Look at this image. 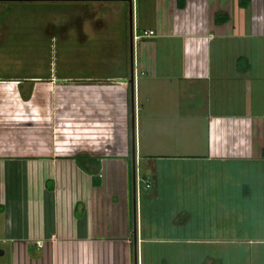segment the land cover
Masks as SVG:
<instances>
[{"label":"crops","instance_id":"obj_1","mask_svg":"<svg viewBox=\"0 0 264 264\" xmlns=\"http://www.w3.org/2000/svg\"><path fill=\"white\" fill-rule=\"evenodd\" d=\"M84 1L128 4V44L132 50L141 45L135 59L141 74L155 78L158 48L168 52L164 78L187 84L181 88L187 119L200 112L206 121L204 154L186 159L214 168L190 176L222 181L189 186L198 196L210 194V207L198 203L205 196L194 198L193 207L178 200L179 207L223 213L178 229L156 219L161 192L144 178L148 197L139 190L136 145L130 155L27 153L0 128V264H264V0ZM139 5L148 18L165 22L139 20ZM146 31L154 36L133 41ZM144 202L155 220L143 219Z\"/></svg>","mask_w":264,"mask_h":264},{"label":"rangeland","instance_id":"obj_2","mask_svg":"<svg viewBox=\"0 0 264 264\" xmlns=\"http://www.w3.org/2000/svg\"><path fill=\"white\" fill-rule=\"evenodd\" d=\"M143 6L139 5L135 14L139 20L165 22L161 17L148 18L150 13ZM201 20L205 26L208 24L209 19ZM129 23L125 3L0 0V84H5L0 85L3 138L18 148H27V153L71 155L81 151L105 156L126 150L132 154L135 140L142 159L138 164L142 178L139 190L144 198L148 197L150 191L145 190L144 178L151 180L154 193L161 192L156 219L171 220L177 229L183 222L204 215L214 221L223 211L184 210L178 204V200L187 199V207H193L194 198L205 196L198 203L210 207L211 195L198 196L189 186L199 181L205 186L222 182L221 178L211 181L207 174L200 179L190 176L193 171L214 168L186 159L205 152L204 113L194 115L192 121L187 119L191 115L184 111L181 97L186 83L163 76L166 50L158 48L161 61L155 78H150L147 71L141 74L142 68L138 69L137 61L135 64L141 45L130 49ZM141 32L137 27L135 33ZM170 56L176 58L175 54ZM171 67L173 71L177 69L176 74L178 66ZM218 201L226 203L224 197ZM142 208L143 219L155 220L147 202ZM174 232L171 236H175Z\"/></svg>","mask_w":264,"mask_h":264},{"label":"trees","instance_id":"obj_3","mask_svg":"<svg viewBox=\"0 0 264 264\" xmlns=\"http://www.w3.org/2000/svg\"><path fill=\"white\" fill-rule=\"evenodd\" d=\"M88 161H90V162L95 166L96 170L98 169V164L95 162L94 159H88ZM76 162H77L78 166H79L82 170H84V171H87V170H88V169H86V168L84 167L85 159L83 158V156H79V157H77V158H76Z\"/></svg>","mask_w":264,"mask_h":264},{"label":"built area","instance_id":"obj_4","mask_svg":"<svg viewBox=\"0 0 264 264\" xmlns=\"http://www.w3.org/2000/svg\"><path fill=\"white\" fill-rule=\"evenodd\" d=\"M152 36H154L153 31H146V32L143 33V36H137V35L133 34L132 39L135 42L138 39H140V37H152ZM140 182H141V180H137V182H136L137 186L139 185ZM145 186H146V188H148V184L147 183L145 184ZM37 245H39V243H37Z\"/></svg>","mask_w":264,"mask_h":264},{"label":"water","instance_id":"obj_5","mask_svg":"<svg viewBox=\"0 0 264 264\" xmlns=\"http://www.w3.org/2000/svg\"><path fill=\"white\" fill-rule=\"evenodd\" d=\"M131 84H133V70L131 72ZM131 95H132V98H133V91H132ZM134 142H135V140H133V142H132V151H133V154H134V151H135V143ZM2 254H3V252L0 250V255H2Z\"/></svg>","mask_w":264,"mask_h":264}]
</instances>
